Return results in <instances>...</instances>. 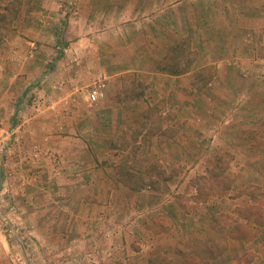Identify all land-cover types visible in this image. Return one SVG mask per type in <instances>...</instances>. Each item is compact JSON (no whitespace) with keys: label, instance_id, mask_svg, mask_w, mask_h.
<instances>
[{"label":"rangeland","instance_id":"obj_1","mask_svg":"<svg viewBox=\"0 0 264 264\" xmlns=\"http://www.w3.org/2000/svg\"><path fill=\"white\" fill-rule=\"evenodd\" d=\"M39 1L0 0L1 55H13L9 42H14L19 35L31 36V32L47 22L45 12L37 6ZM57 2L58 10H64L60 18L63 23L57 24L62 33L68 30L78 33L77 19L73 21L78 16V0ZM167 6L169 33L177 29L182 37L166 47L156 68L173 63L174 69L187 71L198 66L201 69L197 80L186 86L174 82L171 86L180 91L178 96L176 90L165 88L159 80L155 82L139 74L117 95L120 99L135 97L139 101H146L143 98L147 97L152 106L143 110V102H136L141 106L136 116L129 110L120 120L100 116L96 107L99 101L88 102L86 112L77 111L75 114L81 116L73 126L80 136L68 137L79 139L85 155L78 161L84 158L88 167L83 168L82 162L74 159L68 169L72 181L66 192L72 197L71 208L59 210L49 220L41 217V221L46 220L44 224L27 219L26 231H19L17 224L11 231L12 216L0 215V222L10 225V230L2 232L6 240L0 246V264H264V224H255L243 212L250 207L264 213V40L257 36L261 50L255 55L249 54L255 63V72L248 75L245 71L240 75L236 71L243 79L252 76L243 90L251 95L245 100L241 94H232L234 99L229 97L219 120L215 119L211 112V29L214 31L219 21L229 33H237L238 25L248 26L253 18L249 14L250 3H233L230 9L221 8L225 11L222 17L212 0H168ZM180 41L185 42L183 53L170 54V47ZM35 47L38 48L33 43L24 50L25 63L34 58ZM76 55L61 62L63 71L77 72L80 57ZM172 56L174 62L170 60ZM98 80L97 76L90 85L78 89L81 95H87ZM104 82L106 93L107 80ZM220 94H224V89ZM146 112L147 119L143 116ZM250 115L258 117L246 120ZM223 138L229 142L221 144ZM103 140L105 145L99 143ZM9 142L7 164L0 170V178L15 183V190L7 185L8 192L4 191L9 193L7 211L23 198L21 193L30 186L27 178L37 169L17 165L19 144L13 138ZM38 148H41L39 144H34L31 148L34 154H22L26 164L31 166ZM223 153L230 158L224 161L227 169L222 193L194 203L195 179L207 176L215 157ZM59 159L56 156L54 161L60 164ZM122 170L131 171L146 181H158L159 185L153 190L146 187L132 192L119 180ZM108 192L115 195L106 200L103 194ZM62 193L65 192L57 195L61 201ZM243 226L252 229V239L229 237L234 227ZM213 242L222 246L226 243L222 254L219 247L213 250L215 259L211 258Z\"/></svg>","mask_w":264,"mask_h":264},{"label":"crops","instance_id":"obj_2","mask_svg":"<svg viewBox=\"0 0 264 264\" xmlns=\"http://www.w3.org/2000/svg\"><path fill=\"white\" fill-rule=\"evenodd\" d=\"M57 1H39L37 6L45 12L47 22L39 25L36 31L31 32V36L24 38L19 35L20 37L13 39L14 42H9L13 55L7 57L0 53L1 129L19 144V158L16 164L37 168L32 171L31 177L27 178L30 186L25 193H21L20 198H23L14 206H9L8 211L5 208L8 206L6 201L9 193L4 191L8 192L9 187L15 190V183L5 177L0 178V211L3 210L0 215L12 216L11 231L17 228V225L19 231H26L24 224H27V219H36L35 224H44L46 220L41 221V217L46 216L49 220L59 210L71 208L72 197L70 192H66L70 189L67 186L72 181V178L68 177V169L72 167L74 159L78 161L85 155V150L79 146V139L69 138L68 135L80 136L75 132L74 128L77 127L73 126V122L76 118L80 119L81 115L75 113L81 110L86 112L85 108L89 104L87 95L82 96L78 89L90 85L97 76L107 80L106 96L96 103V107L98 106L100 116H112L120 120L128 110L136 116L141 109L137 103L143 102V110L152 106L147 102V97L143 98L146 101H139L135 97L124 100L117 96L121 90L131 85L137 75L149 76L155 82L159 80L165 88L176 90L179 96L180 91L171 85L174 82L180 86L194 83L198 78L197 72L201 69L192 66L185 74L168 75L156 68L166 47L173 43V40L182 37L177 29L169 33L170 20L165 16L168 0H78V16L73 20L77 19L80 28L78 33H72L71 30L62 33V28L58 27V22L63 23L60 18L64 10H58ZM71 1L67 0L69 3ZM212 1L217 6L216 12L220 17L225 13L220 9H230L233 3H250L252 9L249 7V14L253 17L248 21V26L238 25L237 33H229L221 21L216 24H220V27L215 25V30L211 29V112L213 117L219 120L221 110L230 99H234L231 98L232 94H241L240 97L245 100L251 95L243 90L248 86V82H251L247 80H252V76L250 79L249 76L243 79L242 76H237L236 71H239L240 75L245 71H248V75L255 72V63L249 54L255 55L261 50L257 44L258 37L264 40V0ZM238 23L240 24V21ZM227 24L230 28L229 23ZM138 36L143 39H138ZM33 43L37 44L38 48L35 47L34 58L25 63L24 50ZM74 53L80 57L79 68H75L77 72L73 74L70 69L63 71L61 62ZM237 88L240 91L234 90ZM221 89H224V94H220ZM177 99L179 100V97ZM49 101H52V104L44 107ZM36 102L42 103L41 107L44 108L35 111ZM180 104H184L183 101H180ZM143 116L147 119V112L143 113ZM254 117L258 115H250L246 120L250 121ZM192 126L194 128V124ZM195 132L199 134L197 129ZM175 134L177 139L178 132L175 131ZM105 142L106 140H103L99 143L105 145ZM226 142L229 141L225 138L220 140L221 144ZM166 143L169 144L165 142V145ZM34 144H39L41 148H38L40 150L30 166L26 164L22 154H32L31 148ZM56 156L60 158V164L54 161ZM81 160L78 162H82V167H88L85 165V159ZM59 192H65L62 193V201L57 197ZM114 195L113 192L104 193L103 198L112 199ZM57 199L59 203H56ZM3 230H10L9 223L6 225L0 222V246H3L6 240L2 237Z\"/></svg>","mask_w":264,"mask_h":264},{"label":"trees","instance_id":"obj_3","mask_svg":"<svg viewBox=\"0 0 264 264\" xmlns=\"http://www.w3.org/2000/svg\"><path fill=\"white\" fill-rule=\"evenodd\" d=\"M184 49H185V42L180 41L179 43L177 42L170 47L169 53L178 56L179 54L183 53ZM170 60L171 62H174V57L173 56L170 57ZM172 65L173 63L165 64L161 69L159 68L158 70L168 75H181L187 72L185 70L174 69ZM225 158H230V156L227 153L217 155L214 160V166L212 167V169H210L208 175L199 176L198 178L195 179L194 181L195 195L192 198V201L194 203L204 202L208 200L210 197L222 193L224 179L226 178L224 173L225 170L227 169V168L225 169V167L227 166L224 165V161L226 162ZM119 172H120V177H119L120 182L124 186H127L128 189L131 190L132 192H140L141 190H145L146 187L152 189L154 186L157 187L159 185L158 181L155 180L146 181L141 177H138L137 174H134L131 171L122 170ZM243 212L247 214L246 218L253 220L255 224L258 225L264 224V213L259 212V209L257 211L249 207L245 209ZM230 232L231 234H229V237L238 240L249 241V239H252L254 236L252 229L249 228L248 226L234 227ZM218 244L214 243L213 246H211V258L213 259L217 257L216 254L213 253V250L219 247L220 249L219 253L222 254L226 246V243L223 246L221 244L220 245ZM214 245H216L215 248Z\"/></svg>","mask_w":264,"mask_h":264},{"label":"built area","instance_id":"obj_4","mask_svg":"<svg viewBox=\"0 0 264 264\" xmlns=\"http://www.w3.org/2000/svg\"><path fill=\"white\" fill-rule=\"evenodd\" d=\"M105 98V82L100 77L97 83H95L92 88L87 93V100L89 103H96ZM52 101H49L44 107H49ZM42 103L36 102L34 104V109L39 111L41 109ZM10 137L2 132L1 122H0V170L7 164V157L10 151L11 143L9 142ZM37 153L35 154V156Z\"/></svg>","mask_w":264,"mask_h":264}]
</instances>
